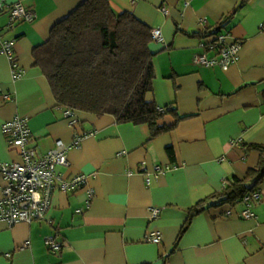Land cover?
I'll list each match as a JSON object with an SVG mask.
<instances>
[{"label": "crops", "instance_id": "0c3cea01", "mask_svg": "<svg viewBox=\"0 0 264 264\" xmlns=\"http://www.w3.org/2000/svg\"><path fill=\"white\" fill-rule=\"evenodd\" d=\"M16 1L35 17L7 28L8 6ZM81 1L0 0V36L14 40L23 70L14 80L0 53V90L8 96H0V161H21L1 128L16 115L27 119L30 145L38 155L56 140L71 142L64 108L35 65L33 51ZM240 1L110 0L114 13L130 12L161 29L164 42L150 44L155 76L146 98L174 105L186 118L150 139L146 124L77 112L75 129L94 133L69 149L68 165L58 173L62 180L88 175L87 183L68 192L55 189L43 219L12 226L0 222V264H264V177L261 198L253 204L255 219L240 217L242 200L209 203L179 237L185 209L219 192L233 177L243 178L259 157L246 145L264 144V33L259 29L264 0H247L237 8ZM217 26L227 43L240 42L237 60L227 70L193 65L195 55L215 54V34L209 33ZM233 139L239 144L231 145ZM155 165L168 168L154 174ZM4 185L0 176V199ZM150 230L161 233L160 243L145 241ZM53 234L63 243L57 253L43 242Z\"/></svg>", "mask_w": 264, "mask_h": 264}, {"label": "trees", "instance_id": "16d2710c", "mask_svg": "<svg viewBox=\"0 0 264 264\" xmlns=\"http://www.w3.org/2000/svg\"><path fill=\"white\" fill-rule=\"evenodd\" d=\"M220 31L217 26L209 34ZM152 42L151 27L132 13H114L110 0H82L51 27L33 55L59 106L97 117L109 114L117 123L146 124L153 139L186 116L174 105L162 106L165 111L160 112L161 106L146 98L155 76ZM166 116L173 122H164ZM246 147L259 152L257 164L243 178L233 177L219 192L186 208L179 237L206 204H234L258 190L264 177V144Z\"/></svg>", "mask_w": 264, "mask_h": 264}, {"label": "built area", "instance_id": "2783aa9c", "mask_svg": "<svg viewBox=\"0 0 264 264\" xmlns=\"http://www.w3.org/2000/svg\"><path fill=\"white\" fill-rule=\"evenodd\" d=\"M35 15L26 8L20 1L8 6L7 28H12L20 21H31ZM259 29L264 33V21L259 24ZM1 34V32H0ZM152 39L155 42H164L161 29L157 26L151 28ZM212 48L215 54L208 56L206 53H199L192 59L193 65L197 67L212 68L220 67L227 70L236 60L240 47L239 41L226 42V35L219 32L215 35ZM14 40H3L0 36V53L4 54L9 61L12 78L18 79L22 76L23 70L19 66L13 51ZM217 52V53H216ZM0 96L8 99V96L0 90ZM160 112H164V107H159ZM64 117L71 128L72 140L65 144L62 140H56L54 147L45 153L38 155L36 150L30 145L31 132L27 126V119L16 115L11 120L1 125L9 148H14L19 152L20 162L0 161V176L4 179L5 185L0 199V222H5L12 226L19 222H31L40 220L46 216L51 206V196L55 189L61 192L73 191L87 183L88 175H77L69 180L59 178L58 169L68 165L67 152L71 148H79L84 139L92 136L94 132H79L75 126L79 122L77 112L71 108L63 109ZM238 139H233L230 144L236 146ZM155 165L153 173H159L167 169ZM142 172H147V166L141 164ZM93 192L88 191V198ZM259 189L253 193H248L242 198L243 209L240 217L244 219H255L253 204L260 200ZM152 215L156 216L157 209H151ZM227 214H230L228 211ZM161 233L158 230H150L145 235V241L150 243H160ZM44 245L51 253H57L63 243L58 239L57 234L49 235L43 240ZM25 245H28L26 242Z\"/></svg>", "mask_w": 264, "mask_h": 264}]
</instances>
